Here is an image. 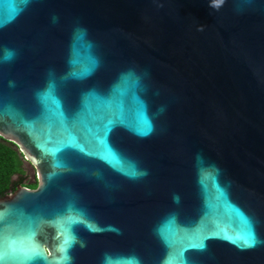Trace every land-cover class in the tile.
<instances>
[{
    "label": "water",
    "instance_id": "water-1",
    "mask_svg": "<svg viewBox=\"0 0 264 264\" xmlns=\"http://www.w3.org/2000/svg\"><path fill=\"white\" fill-rule=\"evenodd\" d=\"M0 138L5 264H264V0H0Z\"/></svg>",
    "mask_w": 264,
    "mask_h": 264
},
{
    "label": "trees",
    "instance_id": "trees-1",
    "mask_svg": "<svg viewBox=\"0 0 264 264\" xmlns=\"http://www.w3.org/2000/svg\"><path fill=\"white\" fill-rule=\"evenodd\" d=\"M26 180L22 155L12 144L0 138V199L14 193L19 186L36 188V181Z\"/></svg>",
    "mask_w": 264,
    "mask_h": 264
},
{
    "label": "snow or ice",
    "instance_id": "snow-or-ice-1",
    "mask_svg": "<svg viewBox=\"0 0 264 264\" xmlns=\"http://www.w3.org/2000/svg\"><path fill=\"white\" fill-rule=\"evenodd\" d=\"M67 241L65 240V244ZM11 259H17L27 254V249L24 247L22 240L14 235L9 234L5 238L3 229H0V264H5V254Z\"/></svg>",
    "mask_w": 264,
    "mask_h": 264
},
{
    "label": "rangeland",
    "instance_id": "rangeland-1",
    "mask_svg": "<svg viewBox=\"0 0 264 264\" xmlns=\"http://www.w3.org/2000/svg\"><path fill=\"white\" fill-rule=\"evenodd\" d=\"M29 168L31 169V167L29 166V165H27V164H24V171H26V173H25V176H26V182L27 181H31V176H30V170H29ZM31 172H32V174L34 175V178L36 179V176H37V174H36V170H31Z\"/></svg>",
    "mask_w": 264,
    "mask_h": 264
},
{
    "label": "flooded vegetation",
    "instance_id": "flooded-vegetation-1",
    "mask_svg": "<svg viewBox=\"0 0 264 264\" xmlns=\"http://www.w3.org/2000/svg\"><path fill=\"white\" fill-rule=\"evenodd\" d=\"M24 164H27V165H29V166L31 167V169L29 168V170H30V176H31V182H35L36 179L34 178V175H33L32 172H31V170H33L34 168H33L28 162H26V161L23 160V165H24ZM34 170H35V169H34ZM25 173H26V171H25Z\"/></svg>",
    "mask_w": 264,
    "mask_h": 264
}]
</instances>
